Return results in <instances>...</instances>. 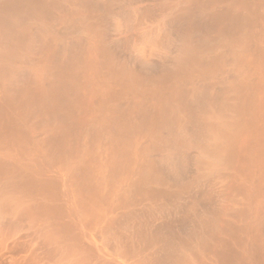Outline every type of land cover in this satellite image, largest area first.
I'll return each instance as SVG.
<instances>
[{"label": "bare ground", "instance_id": "1", "mask_svg": "<svg viewBox=\"0 0 264 264\" xmlns=\"http://www.w3.org/2000/svg\"><path fill=\"white\" fill-rule=\"evenodd\" d=\"M0 264H264V0H0Z\"/></svg>", "mask_w": 264, "mask_h": 264}]
</instances>
